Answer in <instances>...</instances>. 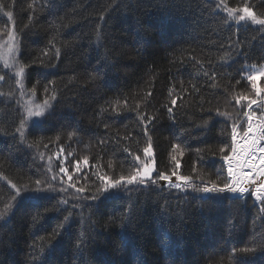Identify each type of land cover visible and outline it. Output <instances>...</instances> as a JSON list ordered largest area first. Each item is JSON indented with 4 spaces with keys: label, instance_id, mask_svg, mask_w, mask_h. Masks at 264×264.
Segmentation results:
<instances>
[{
    "label": "trees",
    "instance_id": "obj_1",
    "mask_svg": "<svg viewBox=\"0 0 264 264\" xmlns=\"http://www.w3.org/2000/svg\"><path fill=\"white\" fill-rule=\"evenodd\" d=\"M224 2L264 18V0ZM218 4L0 0V264H264V204L251 195L210 199L190 189L136 185L128 186L130 192L95 193L98 177L127 176L140 166L134 157L145 159L149 136L155 176L175 170L197 185V176L218 183L227 178L219 149L227 147L231 155L233 124L246 131L249 102L264 97L247 77L250 67L264 65V26L237 24ZM10 32L16 33L14 58L7 55ZM19 66H26L23 87L14 75ZM46 99L51 107L27 121L21 138L17 129L29 103L35 107ZM140 116L155 117L148 136ZM261 119L252 117L251 125ZM253 133L237 138L238 162ZM176 143L183 155L172 153ZM261 156L257 152V164ZM61 166L76 187L87 189L84 197L98 198L74 199ZM36 179L57 190L47 199H30L33 193L24 186L31 189ZM13 184L21 189L15 201ZM129 204L134 207L122 226ZM246 247L256 251L242 253Z\"/></svg>",
    "mask_w": 264,
    "mask_h": 264
},
{
    "label": "snow or ice",
    "instance_id": "obj_2",
    "mask_svg": "<svg viewBox=\"0 0 264 264\" xmlns=\"http://www.w3.org/2000/svg\"><path fill=\"white\" fill-rule=\"evenodd\" d=\"M223 6L221 10L225 11L227 13V16L230 19H234L237 22L245 21L246 19L251 20L252 23L258 24L261 26H264V18H258L257 15L248 7H245L243 9H236L228 7V5L224 2V0H219V4L217 7ZM2 7V6H0ZM237 12H242L241 15L236 16ZM9 20H12V13L7 12L5 13ZM9 44H8V52L13 55L15 53V40H16V33L10 32L9 33ZM99 39V36L97 37ZM51 43V42H50ZM54 47V45H52ZM57 55L59 54V49H56ZM48 52L45 51L43 55H47ZM5 66L7 67V62L5 63ZM26 66H19L17 67V70L15 71L14 75L17 77L16 83L23 87L22 78L25 72ZM258 77H264V72H258L253 73L248 76V80L252 82V87L255 88V81ZM4 76L0 75V80H3ZM260 91H264V89H260L257 92V95H259ZM32 92H35V88L32 89ZM45 92H48L47 87L45 88ZM148 95H151L149 92ZM51 99H55V96H51ZM246 99V98H245ZM241 98L236 99V103L240 104ZM177 101L175 99L171 100V104L175 106ZM256 103L255 100H252L249 102V109H251V104ZM51 105L49 103V100L46 99L43 104H37L35 107H32L29 103V106L26 108L27 116L26 118H23L21 120L20 126L17 129L18 132H20L21 138L24 136V128L27 124V121L31 119L32 117H42L44 116L45 111L50 108ZM168 112L171 114L173 109L172 107H169ZM115 111V109H114ZM119 114V113H117ZM217 115L225 116L227 117L226 112H221L219 109H217ZM247 116L249 126L246 131H244V136L248 137L250 133H253V128L251 125L252 117L255 115L254 112L249 110L245 113ZM155 117L148 116L147 118L145 116H140L141 123L144 124V131L145 136H148V130L147 126L150 124ZM39 121L37 122V126H39ZM238 126L236 124H233L232 126V132H231V139H232V145L230 148L231 155L226 154L229 149L227 147H221L219 149L221 155V159L225 162L227 165V172L228 176L226 179H224L222 182L217 181H204L201 177L197 176L196 179H200L201 183L199 185L195 184L193 182L192 176H186V175H178L175 170L171 172V174H167L165 172H159L156 176H153V173L156 171L154 167V160L152 159L153 156V149H152V143H151V137H148V140L146 141V144L143 148V156L144 160L141 161V157L139 155H135L134 159L140 163L139 167H135L132 169L127 176L121 174L119 177H110L107 175H102L98 177L100 180V183L96 185L95 193L97 194H104L107 192H111L112 190H120L123 189L125 191H132L133 189L129 188L130 185H136L138 187H142L144 190L149 189L151 186H155L156 188H159L161 191H163V187L166 186L168 189H176L179 191H188L189 189L195 192L203 193L205 196H208V198L215 197H223L224 194H232V196H235L236 199H241L245 196L246 193L251 194L255 198L256 201L260 202L261 204H264V167H259V165H264V156L259 157V163L255 164L253 161L257 160V152L264 153V144L261 143V141H264V124H261L257 127L256 133H253V138L248 141H245L246 145H249L244 149L243 152V164H238L240 171L237 172V170L233 166V160L236 158L237 153V135H238ZM101 143H104V141H101ZM125 151H128L127 148H125ZM172 153H179L180 155H183V149L179 143L173 144L172 146ZM129 155H132V153L129 152ZM171 159L175 161V168H179L180 164L179 161H177L176 155H172ZM84 163L87 164V159L84 160ZM80 161H76L77 168L79 167ZM111 167V164L109 165ZM247 166L249 171H244V167ZM193 171L195 172L196 169L194 167ZM60 172L67 175V179L69 182L67 187L74 188L76 195L74 196V199H91L95 200L97 199V195L93 194L90 197H84L83 193L87 190L85 187H76V183L72 182L73 177L72 175L67 173V170L61 166ZM175 176L176 181L173 182L172 177ZM53 180L56 179L55 176L52 177ZM219 179V176H218ZM159 182H165L164 185H161ZM64 181L61 179V184H63ZM254 186V188L252 187ZM15 191V195L12 197V200L15 201V199L19 196H21V189L18 188L15 184L12 185ZM25 191H31L33 195L30 197V199L33 200H42L47 199L48 193L52 191H56L57 189L47 181L36 179L34 181V187L29 189L28 185L24 186ZM60 192L66 191V188L61 187L59 189ZM231 198V197H229ZM62 204H67L66 199H62L60 201ZM12 204H6L5 206V212L10 210L12 208ZM133 205L129 204L127 207V211L122 214L121 221L123 226V220L124 219H130V214L133 210ZM47 211V210H46ZM261 211L264 212V207L261 208ZM4 213L0 212V218H3ZM38 219L34 218V221ZM69 217H65V221H67ZM63 228V224L59 225L57 230H55L52 234V238H55L60 234V229ZM81 245L84 243L83 240L80 241ZM261 249L264 250V244L261 245ZM242 253L250 254L254 253L256 251L255 247H246L240 250ZM44 253V248H40V254L41 256ZM35 260V258H34ZM243 264V262H241Z\"/></svg>",
    "mask_w": 264,
    "mask_h": 264
},
{
    "label": "rangeland",
    "instance_id": "obj_3",
    "mask_svg": "<svg viewBox=\"0 0 264 264\" xmlns=\"http://www.w3.org/2000/svg\"><path fill=\"white\" fill-rule=\"evenodd\" d=\"M246 20H248V19H246ZM237 24H240V22H238ZM7 55H8L9 58L11 57V54L8 51H7ZM258 72H264V65L263 66H253V67H250L249 73H248L247 77L249 75L253 74V73H258ZM262 82H264V77H258L257 80L255 81V85H256L255 88L257 89V91L261 89V83ZM256 105H257V109H255V106ZM262 108H264V97H262V99H260V100H256V103L251 104V109H249V107H248L247 112L249 110H251L252 112L255 113V115H253V117H255V118H262V115L260 114ZM246 119H247V116H246ZM261 124H264V120L263 119H261V122L260 123H258L256 125H253V126L258 127ZM237 131H238V135H237V138L238 139L245 137L244 136V132H241L240 131V128H238ZM262 144H264V141H263ZM239 146L241 148V144ZM152 159L154 160V167L156 169V171L153 173V176H155V174L157 173V168H156V161H155L154 152H153ZM242 161H243V159L242 158H239V162H238V157L236 156V158L234 159V165H233L236 170L238 169V166H237L238 164H243ZM246 195H251V194L250 193H247ZM254 200H255V198H254ZM256 203L260 204V202H258V201H256Z\"/></svg>",
    "mask_w": 264,
    "mask_h": 264
},
{
    "label": "built area",
    "instance_id": "obj_4",
    "mask_svg": "<svg viewBox=\"0 0 264 264\" xmlns=\"http://www.w3.org/2000/svg\"><path fill=\"white\" fill-rule=\"evenodd\" d=\"M257 105L255 106V109H257ZM261 112L263 113V116H264V108L261 109Z\"/></svg>",
    "mask_w": 264,
    "mask_h": 264
},
{
    "label": "bare ground",
    "instance_id": "obj_5",
    "mask_svg": "<svg viewBox=\"0 0 264 264\" xmlns=\"http://www.w3.org/2000/svg\"><path fill=\"white\" fill-rule=\"evenodd\" d=\"M261 143H263V141H261ZM264 154V153H263ZM253 163L257 164L255 161H253ZM261 167H264V165H260Z\"/></svg>",
    "mask_w": 264,
    "mask_h": 264
},
{
    "label": "water",
    "instance_id": "obj_6",
    "mask_svg": "<svg viewBox=\"0 0 264 264\" xmlns=\"http://www.w3.org/2000/svg\"><path fill=\"white\" fill-rule=\"evenodd\" d=\"M246 195V194H245Z\"/></svg>",
    "mask_w": 264,
    "mask_h": 264
}]
</instances>
